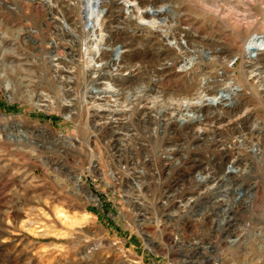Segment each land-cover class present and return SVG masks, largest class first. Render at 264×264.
<instances>
[{
    "label": "rangeland",
    "instance_id": "374dc122",
    "mask_svg": "<svg viewBox=\"0 0 264 264\" xmlns=\"http://www.w3.org/2000/svg\"><path fill=\"white\" fill-rule=\"evenodd\" d=\"M164 3L167 10L178 12L141 15ZM164 3L150 0L141 6L139 0H103L102 21L109 30L90 32L84 43L78 31L73 32L76 37L65 36L54 18L71 31L61 15L69 12L78 21L81 12L91 26L102 17L92 6L76 0H0V264H264V0ZM60 4L63 9L57 14L51 7ZM129 15V24L138 23L140 34L132 46L120 48L128 35ZM178 27L194 34L190 49L195 59L191 64L179 59L160 79L154 67L160 62L171 65L172 48L182 52L171 35L176 31L186 38ZM102 33L109 39L103 40L104 47L110 44L107 58L113 61L119 49L124 62L137 65L130 68L133 74L118 73L123 78L119 86L90 81L91 69L98 64L87 58L86 45L96 50L93 40ZM217 45L225 46L223 60L211 56ZM248 47L262 55L252 68L244 55ZM59 51L72 68L56 64ZM206 75L233 97L228 110L242 107L241 112L227 114L224 124L204 114L192 129L175 130L167 124L174 105L222 99L209 94L176 101L182 90L194 93ZM97 88L98 93L92 90ZM117 88L122 95L118 99L111 93ZM132 109L135 113L127 117L124 111ZM110 110L114 113L104 118L95 113ZM138 111H144L143 116ZM246 116L253 119L244 123ZM245 125H255L245 131L249 139L257 135L256 128L263 131L259 140L241 146L249 154L254 147L260 151L249 157L250 194L232 200L221 215L214 203L223 196L188 200L197 195L191 178L194 157L212 167L208 159L220 157L224 148L219 144L214 149L203 138L231 145L237 139L231 127ZM170 144L179 147V156L167 154ZM174 188L178 195L166 203V194ZM224 216L233 222L229 240L222 232ZM231 239L241 244L231 246Z\"/></svg>",
    "mask_w": 264,
    "mask_h": 264
},
{
    "label": "bare ground",
    "instance_id": "6f19581e",
    "mask_svg": "<svg viewBox=\"0 0 264 264\" xmlns=\"http://www.w3.org/2000/svg\"><path fill=\"white\" fill-rule=\"evenodd\" d=\"M50 1V0H49ZM52 1V0H51ZM63 1V0H62ZM157 2H166V1H172V0H156ZM55 2L58 4V0H55ZM140 5L141 6H146L147 3L150 4V0H139ZM64 3V2H63ZM69 3V2H68ZM56 4V5H57ZM76 4L78 5H86L89 7H93L95 9V11H98L99 15H101V19L97 22H95V19L92 20V25L89 26V21H88V17H83L81 12H80V20L78 21H74L72 14L70 15L69 12L66 14L67 17L64 16V14L61 15L62 18L65 19V22L67 25L71 26V28L73 30L68 31L66 30L67 28H65V25L63 24L62 21H60L57 18H54L55 22L58 24V26H62V32L65 36H75L76 34H74L73 32L78 31V36L81 37V39L84 41V43H86V39L89 38L90 36V32H103L104 30H109L108 26L104 23V21H102L103 16L106 14V8L104 7L103 4V0H76ZM153 4V3H152ZM66 5V4H65ZM45 6V5H44ZM61 4L59 8H52V10H54L55 13L57 14H61ZM74 6V5H73ZM74 8V7H73ZM152 8H155L154 6ZM212 8V7H211ZM234 9V8H233ZM91 10V8H90ZM120 10V9H119ZM68 11V10H67ZM108 12V11H107ZM110 12V11H109ZM161 12L165 13L167 16L169 15H175L176 11L175 9L172 8L168 9L165 8V3L163 5L158 6V9L156 10H146V11H142L141 15L144 16H155L157 14H160ZM172 12V14H171ZM53 14V13H52ZM110 14V13H109ZM108 14V16H109ZM121 14V13H120ZM224 14V13H223ZM55 15V14H54ZM113 15V13H112ZM119 15V14H118ZM56 16V15H55ZM115 16V15H114ZM113 17V16H112ZM116 17V16H115ZM119 17V16H118ZM117 17V18H118ZM61 18V19H62ZM82 18H84V20H81ZM235 18V17H234ZM63 19V20H64ZM112 19V18H111ZM174 19V18H173ZM173 19L168 20L169 21H173ZM232 19V18H231ZM131 18L130 15L128 16V21L126 22V27H125V33H127L128 35L124 38V40L120 41L121 45L120 48H129L130 46H132V42L135 39V36H138L139 33V24L138 23H134L135 26L132 27L131 24H129V22L131 23ZM110 22V20H109ZM112 23V22H111ZM174 23L178 24L177 21H175ZM4 24V23H3ZM78 24H80L81 26L78 27ZM226 25V24H225ZM184 27V25H183ZM225 27V26H224ZM186 29V28H185ZM181 27H178V30L184 31L185 32V36L186 38H180V33L174 31L171 32V35L176 38L178 46L180 47L181 53H179L178 51H176V49L172 48V51H174L175 53V57L171 60L172 63L171 65L168 64V62H160L156 67H154L153 69V73H155V76H159L160 79H163L168 73H170L171 69H172V65L174 63H176L179 59H182L184 62L191 64L193 63L195 56L194 53L192 52V50L190 49V41H191V36H193L194 34L191 33L190 30H185ZM176 30V29H175ZM139 33V34H138ZM170 33V32H169ZM195 33V32H194ZM76 37V36H75ZM74 37V38H75ZM113 37V36H112ZM264 37H262L261 39H263ZM194 39V37H193ZM260 39V40H261ZM103 40H106V42H108L109 39L105 38V35L102 33L100 35V38L97 40H93V44L98 45L96 50H93L92 48H90L91 46L86 45L87 46V51H85V54L88 55L87 58H89L90 61H95L98 65H94L91 69V73H93V76H91L90 81L91 80H100L104 81L105 80L109 83H111L114 86H119L120 83L123 81V78H120L121 76L118 75L119 72H123L124 70H130V73L133 74V70L130 69L133 66H137L136 63L131 62L130 63H126L123 60V57L125 56L122 51H119V49L117 50V53L115 54L116 58L114 57L113 61L110 60V58H107V54L109 52L108 47L110 46V44L108 43V47H104V42ZM132 40V41H130ZM252 40V39H251ZM36 41V40H35ZM262 41V40H261ZM263 42V41H262ZM132 43V44H131ZM251 44H253V41L250 42ZM249 43V44H250ZM255 43V42H254ZM137 44V43H136ZM163 44V43H162ZM208 44V43H207ZM263 44V43H261ZM53 46H55V48H57L58 50L60 49V46L56 43ZM219 46L218 48L214 49V51L211 52V56L215 57L216 60H223L226 57V54L224 52V45H217ZM163 48V47H162ZM170 48V47H169ZM168 50H171L169 49ZM233 48V47H232ZM135 49V48H134ZM174 49V50H173ZM82 50V49H81ZM166 51V50H165ZM164 53V52H163ZM243 53V52H242ZM86 55V56H87ZM243 55V54H241ZM244 55L246 58H248V66H251L256 63V61L261 60L262 55L260 54V52H258L257 49H253L252 47H248L247 49L244 48ZM56 56V55H55ZM58 57L55 58L54 60L57 62L56 64L58 66H62L64 67H71L69 64V60L67 58H65L63 56V54L59 51V54L57 55ZM81 60L84 57V52H81L79 54ZM174 56V55H173ZM78 57V56H77ZM79 58V57H78ZM87 60V59H86ZM245 60V59H244ZM54 61V62H55ZM73 63V62H72ZM54 64V63H53ZM55 64V65H56ZM141 64V62H140ZM258 64V63H257ZM263 65V64H262ZM148 66V65H147ZM243 66V65H242ZM256 66V64H255ZM258 66V65H257ZM88 67V66H87ZM264 67V66H263ZM72 68V67H71ZM138 68H140L139 66L136 67L135 70H137L135 73L136 76L139 75V73L141 72L140 70H138ZM254 68V67H253ZM264 69V68H263ZM69 70V69H68ZM70 71V70H69ZM194 71V70H193ZM129 72V71H128ZM62 73L65 74V70L62 69ZM199 73V72H198ZM255 73V72H254ZM144 74V73H143ZM146 74V73H145ZM202 74V73H201ZM133 75V76H135ZM200 75V74H199ZM152 76V75H151ZM264 76V75H263ZM201 77V76H199ZM86 78V77H85ZM137 78V77H136ZM198 79V78H197ZM264 79V78H263ZM84 80V79H83ZM132 80V79H131ZM161 81V80H160ZM199 82L194 86L195 87V92L192 94H188L186 95V93L184 92V90L181 91L180 95L178 97H175V99H178L176 101L181 100L182 98L187 99H191L193 98L195 95L196 97H198V99L201 98V96L204 97V95H209V94H213V99L215 96H218V94H220L222 96V99L220 101H208L202 104H183V103H178L177 106L174 105V108H171V112L172 114H170L171 116L169 117V119L167 120V124L174 126L176 129L175 130H179V128H183V129H192V126L195 125L196 123H201L200 120H202L203 115L205 114V119H212L215 123H223V121H226L227 119V114H232V115H236L238 112H241V108L238 109H232V110H228L229 106H231V104L233 103L232 99L233 97L230 95L229 92H225V87L222 86L220 84H214V79H209L206 76L201 77L200 80H198ZM260 81V80H259ZM126 82V81H125ZM74 84V83H73ZM261 84V83H260ZM263 84V83H262ZM193 86V85H192ZM227 87V86H226ZM259 87V86H258ZM124 88V87H123ZM121 88V89H123ZM230 88V87H227ZM226 88V89H227ZM71 89V88H70ZM118 89V88H117ZM113 90L111 91V93L113 95H116V99L120 98V93L119 90ZM125 89V88H124ZM94 92L98 93V88L96 90L92 89ZM153 92L154 90L158 93V91L156 90L155 87L152 88ZM151 90V91H152ZM72 91V90H71ZM92 91V92H93ZM229 91V89H228ZM160 92V91H159ZM164 92L162 93V95L164 96ZM225 92V94H224ZM231 92V91H230ZM123 94V93H121ZM159 94V93H158ZM235 94V93H234ZM240 94V93H239ZM252 94V93H251ZM124 95V94H123ZM131 95V94H130ZM249 95V94H248ZM193 96V97H192ZM212 97V96H211ZM124 98V97H122ZM173 98V97H172ZM94 99V98H93ZM184 99V101H185ZM121 100V99H120ZM143 100V99H142ZM183 100V99H182ZM218 100V99H217ZM119 101V100H118ZM200 101V100H199ZM201 102V101H200ZM199 102V103H200ZM173 104V103H172ZM170 106V105H169ZM115 108V107H114ZM136 108V107H135ZM138 108V107H137ZM235 108V107H234ZM192 111V114H189L188 112ZM70 112V110H69ZM106 112V111H105ZM139 112V111H138ZM97 117H102L104 118V115L107 114H112L114 113V110H110L108 113H100L98 111L95 112ZM120 113V112H119ZM123 113V112H122ZM124 113L127 115V117H131V115L133 113H135V109H132V111H124ZM123 113V114H124ZM141 113H144V111H140L139 114L141 116H143ZM146 113V111H145ZM174 113V116H172ZM118 114V113H117ZM229 114V115H230ZM136 115V114H135ZM138 115V113H137ZM139 115V116H140ZM228 115V116H229ZM79 116V115H78ZM167 116V115H166ZM172 117L174 119H172ZM184 118L183 120H180V118ZM231 117V116H230ZM252 116H246L243 118L242 122L247 123L249 120H251ZM135 119V118H134ZM164 119V118H163ZM232 119V118H231ZM253 119V118H252ZM10 123V122H9ZM164 124V123H163ZM210 124H212V122H210ZM224 124V123H223ZM240 124V122H239ZM8 125V124H7ZM238 125V124H236ZM256 125V124H255ZM254 126H238V127H231V131H232V136L236 137L237 139H235L232 143H230L231 145H228L226 140H216V139H207L208 136H205L202 139L200 138H196V141H204L207 143V145L213 147L214 149L218 148V145H224V148L222 150H220L221 154L220 157H217V155L214 154L213 159H208V163L212 162V167L209 166V164L207 165L205 163V161L199 157H194L193 159V170H194V176L191 177L192 179H195L196 181V193L197 195L195 196H189L188 200L193 199L194 197L198 200V198L201 197H205L206 195L211 196V197H215V196H223L222 198L217 199V201H215L214 206L217 208L218 212L221 215V212H227L228 210V206L230 204V202L233 200H237L239 197H243V196H248L250 194V191L252 189V184H247L246 180L248 179V168H249V157H254V156H258V151L259 149L257 148H253L251 153L249 154V152L244 151V149H242L241 146H245L247 147L248 144H251L253 142L254 138H257L258 140L260 139V136L262 134V130L261 129H255L257 132V135L252 136V138H248L247 134H246V130H250L253 131ZM211 126V125H210ZM122 127V126H120ZM126 127V126H125ZM261 127V126H260ZM123 128V127H122ZM129 128V127H128ZM194 128V127H193ZM124 129V128H123ZM217 129V128H215ZM29 130V129H28ZM128 130V129H127ZM126 130V131H127ZM195 130V129H194ZM112 132H110V135L115 134V130H111ZM215 131V130H214ZM220 131V130H219ZM217 132V131H216ZM112 133V134H111ZM117 133V132H116ZM128 133V132H127ZM179 133V132H178ZM188 133V132H187ZM195 133V132H194ZM169 134V133H168ZM189 134V133H188ZM209 134V133H208ZM61 135V134H60ZM109 135V134H108ZM210 135V134H209ZM28 136V135H27ZM32 136V135H31ZM181 136V135H180ZM184 136V135H183ZM61 138H65L66 136L61 135ZM119 138V137H118ZM168 138H170L168 136ZM202 138V137H201ZM239 138V139H238ZM131 139V138H130ZM181 139V138H180ZM66 140V139H65ZM166 140V139H165ZM120 141V140H119ZM118 141V142H119ZM136 141V140H135ZM139 141V140H138ZM174 139H169L167 142L171 143L173 142ZM72 142V141H71ZM115 142V141H114ZM124 142V141H123ZM122 143V142H121ZM128 143V142H127ZM203 143V142H202ZM194 144V143H193ZM192 144V145H193ZM199 144V143H198ZM257 144V143H256ZM139 145V144H138ZM179 145V144H178ZM254 145V144H253ZM112 146V145H111ZM118 146V144H117ZM168 146V145H167ZM166 146V147H167ZM171 146V152H167V154H172L173 157L178 155L180 153V149L176 144H170L169 147ZM120 147V145H119ZM168 147V148H169ZM181 147V146H180ZM238 148V151H234L235 148ZM244 147V148H245ZM116 148V147H115ZM126 149V148H125ZM120 150V148H119ZM165 151V150H164ZM171 155V156H172ZM179 156V155H178ZM185 157V156H184ZM212 157V156H211ZM136 158V157H135ZM217 158H220V160ZM146 159V158H145ZM166 159V158H165ZM167 159H171L170 156H167ZM192 159V158H191ZM175 161V160H173ZM177 161V159H176ZM166 162V161H165ZM169 163V162H168ZM219 163L221 166V168L218 170V168H216V166L218 165L219 167ZM251 163V162H250ZM171 164V163H170ZM209 166V167H207ZM130 181V180H129ZM252 181V180H251ZM247 184V186H246ZM254 186H258L259 185L256 183V185L254 184ZM132 187V186H131ZM141 184L139 185L138 188L141 189ZM247 188V189H246ZM139 189V190H140ZM164 189V188H163ZM168 192V191H166ZM166 194V193H165ZM178 195V192L176 191V189H173V192L166 194V203H168L169 201H172L176 196ZM194 198V199H195ZM179 200V199H178ZM187 200V199H186ZM184 203V202H183ZM188 203V201L186 202ZM135 205L137 204L136 202L134 203ZM190 204V203H189ZM197 204V203H196ZM138 205V204H137ZM136 205V206H137ZM161 205V204H160ZM191 205V204H190ZM233 205V204H232ZM173 208L176 207L174 210L178 211L181 209L180 205H171ZM183 207H186L187 204L184 203V205H182ZM191 207V206H190ZM142 208V207H140ZM230 208V207H229ZM175 212V211H174ZM140 213V212H139ZM142 213V212H141ZM231 216V215H230ZM222 217V216H221ZM231 218V217H230ZM223 219L225 220V223L222 227V232L223 234H225V237L228 238L232 235L233 232H231L232 230L230 229L231 226H233V222L232 219H227L225 216L223 217ZM221 232V233H222ZM237 238V237H236ZM239 238V237H238ZM235 240V239H234ZM240 239L235 241H230L231 246L235 245V243H237L238 245L241 244Z\"/></svg>",
    "mask_w": 264,
    "mask_h": 264
}]
</instances>
